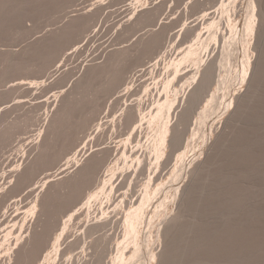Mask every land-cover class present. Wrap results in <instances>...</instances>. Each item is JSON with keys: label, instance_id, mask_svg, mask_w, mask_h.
<instances>
[{"label": "rangeland", "instance_id": "rangeland-1", "mask_svg": "<svg viewBox=\"0 0 264 264\" xmlns=\"http://www.w3.org/2000/svg\"><path fill=\"white\" fill-rule=\"evenodd\" d=\"M0 264H264V0H0Z\"/></svg>", "mask_w": 264, "mask_h": 264}]
</instances>
